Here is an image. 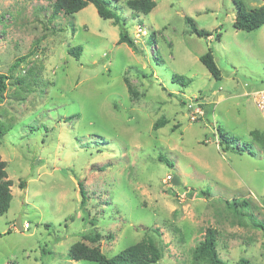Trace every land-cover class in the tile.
<instances>
[{"label":"rangeland","instance_id":"obj_1","mask_svg":"<svg viewBox=\"0 0 264 264\" xmlns=\"http://www.w3.org/2000/svg\"><path fill=\"white\" fill-rule=\"evenodd\" d=\"M155 1L148 14L113 2L137 53L93 3L67 15L55 0H0V156L14 182L0 264H98L71 259V246L110 257L148 236L162 251L152 264H210L193 258L210 227L227 264H264V147L252 136L264 134V25L235 28L236 0ZM210 48L220 80L200 60ZM219 128L253 153L227 148Z\"/></svg>","mask_w":264,"mask_h":264},{"label":"trees","instance_id":"obj_2","mask_svg":"<svg viewBox=\"0 0 264 264\" xmlns=\"http://www.w3.org/2000/svg\"><path fill=\"white\" fill-rule=\"evenodd\" d=\"M119 2L120 0H55L54 9L55 13L64 11L67 15H74L76 12L82 10L90 3H93L99 15L105 19H111L114 25H117L120 30L119 43L128 44L135 52L141 53L142 49L135 42L134 37L129 33L126 17L121 15L117 5H113V2ZM237 14L235 17L234 27L241 30L252 31L261 28L264 25V4L259 7H247L242 0H236ZM126 6L137 13H150L157 5L155 0H126ZM187 21L190 23L193 32L199 36L209 37L212 35L210 31L199 29L196 22L191 17H187ZM218 39L220 36L217 37ZM69 54L76 58H80L83 52L82 46L71 47L68 49ZM201 62L206 66L210 73L217 79L222 78L221 69L217 64L213 50L210 48L207 52L200 56ZM175 81H181L183 85L191 81L190 78L181 74H175L173 76ZM8 76L0 72V102L4 98V93L7 89ZM129 91L134 94V88L131 83L126 79ZM155 128H159V124L155 125ZM8 128L0 120V143L3 136L6 134ZM218 134L221 143L227 148L238 149L242 152L244 150L253 153V144L244 143L243 145H235L236 139L232 137L228 132L218 129ZM252 136L255 137L262 147H264V134L259 130H254ZM162 160H165L168 164L173 165L172 162L166 157L161 156ZM13 179L9 177L7 171V161L0 156V215L6 214L11 208V201L13 199L12 185ZM24 182L20 185L23 187ZM204 194H208L203 191ZM86 192L82 188V195L85 199ZM236 204V205H235ZM234 206H239L240 209L247 207V201H237ZM254 218V217H253ZM255 226H258L264 230V222L254 219ZM86 238L92 242H98L102 238V234L99 232L93 234H87ZM161 247L158 242L151 236L143 238L141 241L129 245L120 252L113 256H107L99 245L90 246L85 242L74 243L70 250L69 256L74 260H89L97 262L98 264H152L157 262L161 257ZM193 258L195 261H205L210 264H227L218 252V232L216 229L210 227L207 229L204 239L194 248ZM237 264H251L249 260L242 258Z\"/></svg>","mask_w":264,"mask_h":264},{"label":"water","instance_id":"obj_3","mask_svg":"<svg viewBox=\"0 0 264 264\" xmlns=\"http://www.w3.org/2000/svg\"><path fill=\"white\" fill-rule=\"evenodd\" d=\"M173 182H174L175 184H179V183H180L179 177H178L177 175L174 176V178H173ZM16 225H17V228H18V229H20V230H23V229H24V226H23V224H22V222H21V217L17 220Z\"/></svg>","mask_w":264,"mask_h":264},{"label":"built area","instance_id":"obj_4","mask_svg":"<svg viewBox=\"0 0 264 264\" xmlns=\"http://www.w3.org/2000/svg\"><path fill=\"white\" fill-rule=\"evenodd\" d=\"M24 228H28L29 227V224L28 223H25L23 224Z\"/></svg>","mask_w":264,"mask_h":264}]
</instances>
